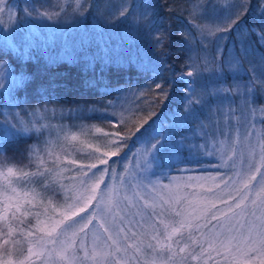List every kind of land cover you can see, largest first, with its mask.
Listing matches in <instances>:
<instances>
[{"label":"trees","instance_id":"16d2710c","mask_svg":"<svg viewBox=\"0 0 264 264\" xmlns=\"http://www.w3.org/2000/svg\"><path fill=\"white\" fill-rule=\"evenodd\" d=\"M2 2L0 213L5 202H16L20 210L10 215L30 233L26 227H35L43 210L41 192L47 191L44 196L56 208L49 220L55 229L53 246L36 229L34 238L16 239L13 261L31 258L26 264L37 263L38 255L29 254L41 249L52 253L56 264H64L63 255L70 261L64 260L66 264H80L84 236L95 232L96 217L75 221L95 203L88 193L74 198L68 192L67 166L84 163L86 171H95L104 181L117 173L129 181L130 174L143 172L162 187L186 177L219 175L224 172L225 157L217 144L222 133L198 135L197 111L218 94L233 96V105L241 95L251 107L264 110V0ZM66 122L83 125L81 133L76 131L85 142H58L59 134L68 133L65 128L58 133L54 126ZM212 140L216 147H211ZM47 148L77 149L80 155L72 161L32 162L31 150ZM47 170L49 184L39 182ZM18 175L33 176V185L14 181ZM27 185L38 189V197ZM245 202L226 218L249 204ZM180 217L174 213L169 224L181 227L180 244L160 264H264L252 256L254 261H242L217 253L213 244L206 249L201 240L216 237L211 229L217 213L198 220ZM159 227L153 226L146 237ZM182 246L183 252L175 254ZM120 261L110 258L107 264Z\"/></svg>","mask_w":264,"mask_h":264},{"label":"rangeland","instance_id":"374dc122","mask_svg":"<svg viewBox=\"0 0 264 264\" xmlns=\"http://www.w3.org/2000/svg\"><path fill=\"white\" fill-rule=\"evenodd\" d=\"M4 3L0 4V12L5 6ZM190 88L193 90L194 86ZM229 97L218 94L208 105H204L202 111H197L195 116L198 135L211 137L216 131L222 133V137L217 142L223 149L221 157H225L222 174L186 177L177 180L169 187H162L159 184H152L151 178L143 172L130 174L129 181L128 176L123 173H117L119 175L110 176L104 181L106 178L96 177L95 171H86L84 163L78 164V167L67 166L64 169V174L66 171L69 173L68 192L71 190L74 198L87 193L88 198L94 197L95 207H92L91 211L88 210L83 217L80 215L75 221V223L81 222L86 218V221L93 220L94 216L96 217V222H93L95 232L89 237L84 236L81 250L84 254L82 252L79 256L80 264H107L110 258L115 257H120L121 264H134L135 260L138 261L137 264L162 263L169 253L167 251H170L173 245L180 244L178 235L181 227L171 228L169 225L174 223L172 221L174 219L170 217L176 212L181 214L178 220L214 218L217 213L218 222L211 229L216 231V237L208 236L201 240L206 249L213 244L212 249L217 253L231 254L242 261L251 256L255 260H264V199L262 200L264 198V110L260 112L257 105L251 107L247 102L245 103L246 98L241 95L240 100H237L239 103L233 105L234 99ZM240 107L239 111L236 110ZM44 127H48L47 124ZM80 127L83 125L78 122L57 123L54 126L56 132L59 133L65 128L68 133L59 134L58 142L63 144L70 141L74 145L85 142L84 137L78 134L81 133ZM77 129L79 132L76 131ZM212 145L216 147L213 140L211 147ZM21 153L19 157L22 156ZM30 153L32 162L35 161L36 164L72 161L76 154L80 155L77 149L55 151L47 148L31 150ZM41 176L39 182L49 184V171ZM31 177L33 176L27 175L24 179L18 175L14 181L33 185ZM30 185L27 187L32 188ZM32 189L38 197V189L36 187ZM43 192H41L43 200L39 203L43 210L36 216L38 222L35 223V227L33 225L26 227L30 233L24 231L21 220L18 221L10 215L12 210L18 212L21 206L16 202L12 204L9 201L5 202L3 212L0 213V264H26L31 258H25L22 263L12 260L17 252L16 239L27 236L34 238L38 234L36 229L39 231V237H44L50 241V246H53L52 234L55 229L53 223L49 226V220L56 208L50 202V197L44 196ZM90 199L86 203L90 204ZM229 200L234 201L229 205L219 206ZM245 200L249 201L246 207L226 218L231 209L243 205ZM214 207L217 209L213 210ZM66 210V214H69V210ZM222 215L224 218H221ZM159 224L158 231L152 233L151 237H146L145 233ZM66 230L68 227L62 229V231ZM156 232L160 233L159 237ZM64 241L66 240H61L62 243ZM182 249L183 246L180 248L181 251L176 248L174 253L183 252ZM193 253L194 250L190 247L189 254ZM34 254L38 255L39 262L33 264H56L50 252L44 253L38 249L31 251L29 257ZM62 260L64 264L70 263L66 255H63Z\"/></svg>","mask_w":264,"mask_h":264}]
</instances>
